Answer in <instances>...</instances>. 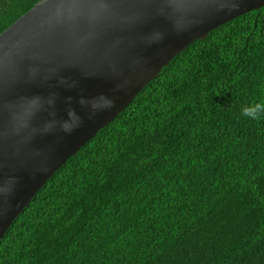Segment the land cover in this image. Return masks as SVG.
Here are the masks:
<instances>
[{"label": "trees", "instance_id": "16d2710c", "mask_svg": "<svg viewBox=\"0 0 264 264\" xmlns=\"http://www.w3.org/2000/svg\"><path fill=\"white\" fill-rule=\"evenodd\" d=\"M40 0H0V33ZM264 7L176 55L60 167L0 264H264Z\"/></svg>", "mask_w": 264, "mask_h": 264}, {"label": "water", "instance_id": "95a60500", "mask_svg": "<svg viewBox=\"0 0 264 264\" xmlns=\"http://www.w3.org/2000/svg\"><path fill=\"white\" fill-rule=\"evenodd\" d=\"M264 0H40L0 33V243L173 58Z\"/></svg>", "mask_w": 264, "mask_h": 264}, {"label": "clouds", "instance_id": "9594fccd", "mask_svg": "<svg viewBox=\"0 0 264 264\" xmlns=\"http://www.w3.org/2000/svg\"><path fill=\"white\" fill-rule=\"evenodd\" d=\"M242 114L251 120H258L264 117V103L250 104L242 109Z\"/></svg>", "mask_w": 264, "mask_h": 264}]
</instances>
